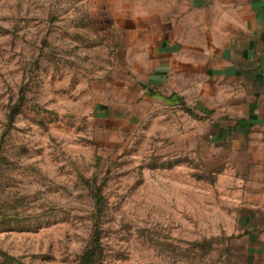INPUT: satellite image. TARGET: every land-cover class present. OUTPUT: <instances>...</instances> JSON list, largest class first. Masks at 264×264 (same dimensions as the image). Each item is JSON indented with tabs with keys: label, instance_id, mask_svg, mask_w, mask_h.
<instances>
[{
	"label": "rangeland",
	"instance_id": "1",
	"mask_svg": "<svg viewBox=\"0 0 264 264\" xmlns=\"http://www.w3.org/2000/svg\"><path fill=\"white\" fill-rule=\"evenodd\" d=\"M164 1L0 0V264H79L96 236L92 264H264L207 83L184 105L135 73L125 33Z\"/></svg>",
	"mask_w": 264,
	"mask_h": 264
},
{
	"label": "crops",
	"instance_id": "2",
	"mask_svg": "<svg viewBox=\"0 0 264 264\" xmlns=\"http://www.w3.org/2000/svg\"><path fill=\"white\" fill-rule=\"evenodd\" d=\"M139 20L125 42L145 56L135 70L145 89L186 105L200 73V103L216 100L209 140L249 185L241 232L264 263V0H169L146 6Z\"/></svg>",
	"mask_w": 264,
	"mask_h": 264
},
{
	"label": "trees",
	"instance_id": "3",
	"mask_svg": "<svg viewBox=\"0 0 264 264\" xmlns=\"http://www.w3.org/2000/svg\"><path fill=\"white\" fill-rule=\"evenodd\" d=\"M93 244L85 251L79 264H92L99 256V239L98 236L92 241Z\"/></svg>",
	"mask_w": 264,
	"mask_h": 264
}]
</instances>
